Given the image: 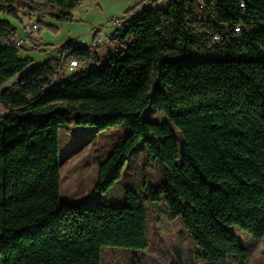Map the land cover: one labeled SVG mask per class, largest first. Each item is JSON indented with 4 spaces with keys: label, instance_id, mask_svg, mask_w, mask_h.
I'll return each instance as SVG.
<instances>
[{
    "label": "trees",
    "instance_id": "trees-1",
    "mask_svg": "<svg viewBox=\"0 0 264 264\" xmlns=\"http://www.w3.org/2000/svg\"><path fill=\"white\" fill-rule=\"evenodd\" d=\"M18 1L0 0V15L19 20ZM28 1L32 12L68 21L84 0ZM238 1L205 0L201 21L195 0L128 11L113 38L125 47L62 80V56L30 68L33 59L14 41L17 27L0 17V88L18 76L0 90L8 109L0 116V264H101L104 246L146 249V203L162 197L163 234L180 216L205 264L246 260L230 227L264 236V0H243L245 10ZM234 24H242L239 36ZM212 31L219 44L209 43ZM66 52L85 64L94 48ZM152 101L169 123L143 118ZM70 124L130 128L100 163L91 195L121 178L140 142L162 183L149 193L128 187L126 204L62 201L59 128Z\"/></svg>",
    "mask_w": 264,
    "mask_h": 264
},
{
    "label": "rangeland",
    "instance_id": "rangeland-1",
    "mask_svg": "<svg viewBox=\"0 0 264 264\" xmlns=\"http://www.w3.org/2000/svg\"><path fill=\"white\" fill-rule=\"evenodd\" d=\"M167 6L168 0L155 3L151 0H84L73 11L72 20L62 21L41 12H32L28 0H19L14 5L19 20L5 14L0 17L11 21L18 31L25 22H38L40 29L33 32L29 44L20 49L21 57L33 59L30 68L46 59L63 56L67 53L68 45L78 48L93 47V57L85 64L82 63V66L89 65L93 68L100 67L108 56L125 47L113 38L121 29L128 11L134 14L151 7ZM96 42L97 47L94 45ZM68 70L70 69L64 68L57 80L68 78L74 72ZM17 78L18 76L9 80L0 90L11 85ZM7 112L8 109L0 103V116ZM143 118L152 122L169 123L167 117L157 110L154 101L144 110ZM171 129L181 146L182 135L179 129L174 125H171ZM129 133L127 125H116L103 131L92 126H61L60 199L73 202L90 196L91 203L126 204L125 191L128 187L139 186L147 193L157 188L163 181L161 168L157 161L150 158L144 143L140 142L131 153L121 178L106 193L91 195L98 179L100 163ZM181 162V159L177 161L178 164ZM146 209L148 247L135 250L104 246L101 250V264H205L201 250L195 245L180 216L172 222V233H162L161 220L167 210L164 197L159 202L147 201ZM230 229L245 248L247 257L243 262L231 257L227 264H264V236L255 239L236 225Z\"/></svg>",
    "mask_w": 264,
    "mask_h": 264
},
{
    "label": "built area",
    "instance_id": "built-area-1",
    "mask_svg": "<svg viewBox=\"0 0 264 264\" xmlns=\"http://www.w3.org/2000/svg\"><path fill=\"white\" fill-rule=\"evenodd\" d=\"M209 1H211L213 4H216V0H209ZM238 4L243 10L246 9V5L243 0H239ZM195 6L197 8L196 20L201 21L205 18L204 13L202 12V10L205 9V0H195ZM226 25L230 26L228 24ZM232 28H233L235 35L239 36L240 32L242 31V24H234L232 25ZM39 29H40V26L37 21H28V22L23 23L21 25V28H19L17 35L15 36V39H14L15 43L20 48L26 47L29 44V39L32 33L35 31H38ZM205 32L209 33L208 28H205ZM208 37H209L208 41L212 45L219 44L221 42V35L216 31H212L211 35ZM68 53L69 52H67L61 57L60 68L57 72L56 80L60 77V75L64 71V68L66 67L72 71H78L84 67L82 66V62L79 59L77 58L68 59Z\"/></svg>",
    "mask_w": 264,
    "mask_h": 264
},
{
    "label": "crops",
    "instance_id": "crops-1",
    "mask_svg": "<svg viewBox=\"0 0 264 264\" xmlns=\"http://www.w3.org/2000/svg\"><path fill=\"white\" fill-rule=\"evenodd\" d=\"M88 66H89V65H88ZM89 68H92V67L89 66ZM68 71H71V70H68ZM71 73H72V72H71Z\"/></svg>",
    "mask_w": 264,
    "mask_h": 264
}]
</instances>
